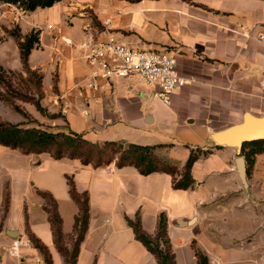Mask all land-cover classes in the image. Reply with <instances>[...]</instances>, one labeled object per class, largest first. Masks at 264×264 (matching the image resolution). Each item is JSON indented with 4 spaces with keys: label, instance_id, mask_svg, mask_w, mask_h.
Wrapping results in <instances>:
<instances>
[{
    "label": "crops",
    "instance_id": "0c3cea01",
    "mask_svg": "<svg viewBox=\"0 0 264 264\" xmlns=\"http://www.w3.org/2000/svg\"><path fill=\"white\" fill-rule=\"evenodd\" d=\"M2 5L0 25H18L22 36L39 33L28 64L43 74L42 106L60 116L49 123L53 128L94 143L164 144L156 154L179 168L192 148L210 153L195 161V183L182 190L164 172L142 175L114 162L93 167L0 145V221L9 193L0 264H45L26 226L48 247L52 264H64L37 191L56 199L69 242L78 207L66 175L89 199V225L76 264H157L126 223L137 212L149 234L158 215L166 214L177 264H197L194 246L209 264H264V153L255 155L245 188L235 169L237 149L211 138L244 112L264 116V43L256 38L264 29V0H61L30 12ZM107 19L108 30L123 44L172 51L178 72L193 81L174 91L169 102L134 76L115 78L100 91L84 89L90 66L78 46L86 25L99 28ZM8 40L19 56L15 41ZM21 65L18 60L6 68ZM17 238L24 244L15 257L8 247Z\"/></svg>",
    "mask_w": 264,
    "mask_h": 264
},
{
    "label": "trees",
    "instance_id": "16d2710c",
    "mask_svg": "<svg viewBox=\"0 0 264 264\" xmlns=\"http://www.w3.org/2000/svg\"><path fill=\"white\" fill-rule=\"evenodd\" d=\"M1 1L16 5L23 11L30 12L37 8L51 7L61 0ZM11 35L17 42L22 69L28 74L27 82L31 85H28L26 81H22L26 89H20L14 85L10 77L5 75V71L0 65V85L6 88V91L0 90V99L10 104L17 113L25 118H29L30 115L17 104V100L31 103L37 111L45 114L46 109L40 103L42 98L41 79L43 75H40L38 70H32L28 64L29 54L39 41V33L38 31H31L22 36L17 27L11 31ZM24 125V123H12L0 120V145L10 149H18L24 154L48 153L56 160L62 158L78 159L81 164L93 167L109 165L114 162L118 168L133 166L142 175H148L153 172H164L171 175V183L174 189L186 190L192 188L195 183L191 174L193 164L199 158L205 157L210 153V150L200 147L192 148L185 163L179 168L176 164L170 163L156 154V150L164 147V144L141 145L120 141L94 143L75 132L52 130L39 127L38 125ZM261 153H264V139L243 143L240 155L244 156L248 164L247 172L250 170L255 155ZM66 179L69 196L78 207V211L74 217L73 234L70 236L69 242L66 241L62 231V219L58 212L56 199L48 191L38 190L37 194L43 199V209L47 213L54 244L57 251L63 257L64 264H76L79 246L84 239L89 225V199L87 192H79L76 189L71 176L66 175ZM8 203L9 193L6 190L2 205L1 221L6 213ZM125 220L127 225L132 229L135 239L141 242L155 257L157 264H177L167 233V216L164 212L158 215L154 234H149L144 230L139 212L136 213L134 218L126 216ZM25 231L31 245L42 255L44 263L52 264L48 247L30 231L28 226H26ZM194 251L197 264H209L208 257L203 251L195 246Z\"/></svg>",
    "mask_w": 264,
    "mask_h": 264
},
{
    "label": "built area",
    "instance_id": "2783aa9c",
    "mask_svg": "<svg viewBox=\"0 0 264 264\" xmlns=\"http://www.w3.org/2000/svg\"><path fill=\"white\" fill-rule=\"evenodd\" d=\"M109 24L107 19L99 28L92 24L85 26L86 38L78 46L82 58L90 66V76L84 89L100 91L111 85L115 78L134 76L154 86L155 97L169 102L174 91L193 81L178 72L177 60L172 51L167 48L153 49L123 44L108 30ZM256 38L264 43V29L257 32ZM65 42L71 43L68 39ZM23 244L21 238L15 239L8 247L9 253L18 257V249ZM17 264L23 263L18 261Z\"/></svg>",
    "mask_w": 264,
    "mask_h": 264
},
{
    "label": "rangeland",
    "instance_id": "374dc122",
    "mask_svg": "<svg viewBox=\"0 0 264 264\" xmlns=\"http://www.w3.org/2000/svg\"><path fill=\"white\" fill-rule=\"evenodd\" d=\"M2 4H8V3H4V2H2L0 0V8L3 7ZM9 5L16 6V5H13V4H9ZM5 6L6 5H4V7ZM18 9L22 10L21 8H18ZM24 12H26V11H24ZM0 14H1V9H0ZM17 27H18V25H16V24L12 25L11 27L10 26L6 27V26H3L2 24L0 25V65L4 69L5 75L7 77L11 78V80L14 83V85L18 86L20 89H26V86L23 85L22 81H26L27 82L28 74L26 73V71H24L22 69V65H21L20 69H9V68H6V66H8V67L13 66V64L17 63L18 60H19V62L21 61L19 59L20 57L17 54L15 55L14 52H13L11 40L5 41L8 38L9 39H13L15 41L16 45H17L16 40L11 35V31L14 30ZM18 29H19V27H18ZM19 33L21 34L20 29H19ZM7 60H9L10 63H7L6 62ZM38 71H39V74L41 75L42 72L40 70H38ZM137 79H139V78H137ZM27 84L31 85L28 82H27ZM145 84L146 83H144V85ZM146 87H148L149 89L150 88L152 89L154 86L146 84ZM0 90L6 91V88L3 87L2 85H0ZM41 91H42V98L40 100V103L42 105L43 98H44L43 77L41 79ZM16 102H17L18 105H20V107L22 109H24L25 111H27L29 113L30 117L29 118L23 117L22 115L17 113L12 108V106L10 104H8L7 102H5V101L0 99V120L9 121V122H12V123H24L25 124L24 126H37L38 125L39 127H42V128L58 130L57 128H53V126L51 124H49V123H53L55 120H59L58 118L60 116H57V115H59L58 113H56V112H48L47 108L44 107L46 109V113L42 114L39 111H37L35 106L33 104H31V103L23 102V101H20V100H17ZM52 115H56L57 117L56 116L53 117Z\"/></svg>",
    "mask_w": 264,
    "mask_h": 264
},
{
    "label": "water",
    "instance_id": "95a60500",
    "mask_svg": "<svg viewBox=\"0 0 264 264\" xmlns=\"http://www.w3.org/2000/svg\"><path fill=\"white\" fill-rule=\"evenodd\" d=\"M211 138L216 145H228L237 149L235 169L243 186L247 188V165L244 156L240 155L241 147L247 141L264 139V116L244 112L239 122L212 132Z\"/></svg>",
    "mask_w": 264,
    "mask_h": 264
}]
</instances>
